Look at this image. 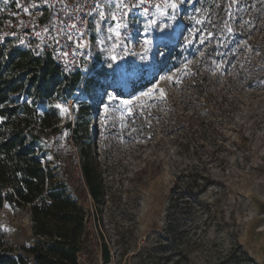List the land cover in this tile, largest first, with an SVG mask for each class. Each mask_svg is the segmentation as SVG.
<instances>
[{
	"label": "rangeland",
	"instance_id": "1",
	"mask_svg": "<svg viewBox=\"0 0 264 264\" xmlns=\"http://www.w3.org/2000/svg\"><path fill=\"white\" fill-rule=\"evenodd\" d=\"M101 11L92 60L72 63L94 84L56 103L68 113L59 109L41 151L85 209L81 264H104L106 250L109 264H264V0L107 1ZM77 121L90 129L100 203L65 130ZM204 173L200 207L176 198ZM35 241L29 206L0 209V245L17 253Z\"/></svg>",
	"mask_w": 264,
	"mask_h": 264
},
{
	"label": "trees",
	"instance_id": "2",
	"mask_svg": "<svg viewBox=\"0 0 264 264\" xmlns=\"http://www.w3.org/2000/svg\"><path fill=\"white\" fill-rule=\"evenodd\" d=\"M5 18L0 12V209L6 204L29 206L36 241L17 253L3 242L0 264H81V254L91 244L85 209L67 183L57 179L51 162H43L41 151L44 136L58 130L56 103L72 98L81 87L89 92L94 79L80 69L68 70L51 53L38 54L15 44L2 33ZM82 110L90 111L88 105ZM65 130L79 148L89 193L100 203L105 187L94 149L87 142L89 126L68 122ZM211 185L209 174L194 176L188 191L176 198L200 207V198ZM104 259L109 264L107 250Z\"/></svg>",
	"mask_w": 264,
	"mask_h": 264
},
{
	"label": "built area",
	"instance_id": "3",
	"mask_svg": "<svg viewBox=\"0 0 264 264\" xmlns=\"http://www.w3.org/2000/svg\"><path fill=\"white\" fill-rule=\"evenodd\" d=\"M107 1H116L126 10L133 5L155 7L159 0H10L2 33L23 48L51 53L70 70L74 62L92 60V37L101 20V6ZM73 23L76 29L71 27ZM66 33L84 46L68 40Z\"/></svg>",
	"mask_w": 264,
	"mask_h": 264
},
{
	"label": "snow or ice",
	"instance_id": "4",
	"mask_svg": "<svg viewBox=\"0 0 264 264\" xmlns=\"http://www.w3.org/2000/svg\"><path fill=\"white\" fill-rule=\"evenodd\" d=\"M97 6H98V5H97ZM157 7H159V6H157ZM171 7H172L173 9H175V8L177 7V4L173 2V3H171ZM23 11L27 12L28 9L25 7V8H23ZM99 15H100L101 19H104V18H105V14H104L103 11H101V12L99 13ZM113 19H115V17H113ZM71 27H72L73 29H76V28H77V25H76L75 23H73V24L71 25ZM117 27L119 28L120 25L118 24ZM110 31H112V30L110 29ZM66 35H67L68 40H72V41L76 42L78 47H83V46H84L83 43L78 42V41H75V40H74V37H73L72 35L67 34V33H66ZM83 35H84V33L81 32V33H80L81 38L83 37ZM116 36L119 37V36H120V32L117 31V32H116ZM145 43H146V44H150L151 41H150V40H149V41H145ZM65 55H66V53H65ZM112 59L115 60L116 57L113 56ZM145 95H149V94H148V93H145ZM112 99H116V97H112ZM125 103L127 104V103H130V102H125ZM55 107L58 108V109H61V115H62V116H63L64 114L68 113V108H67V107H64V106L61 105V104H56ZM0 120H2V118H0Z\"/></svg>",
	"mask_w": 264,
	"mask_h": 264
}]
</instances>
